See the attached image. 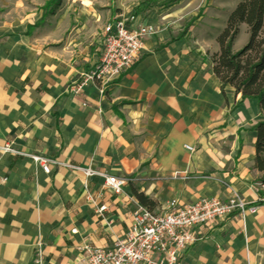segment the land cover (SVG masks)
Masks as SVG:
<instances>
[{
  "label": "crops",
  "instance_id": "1",
  "mask_svg": "<svg viewBox=\"0 0 264 264\" xmlns=\"http://www.w3.org/2000/svg\"><path fill=\"white\" fill-rule=\"evenodd\" d=\"M239 1L223 10L220 0H177L128 72L99 97L87 89L73 99L64 88L92 65L97 41L91 52L72 41L54 46L16 2L14 16L0 14V147L128 180L113 196L86 179V201L79 171L53 167L44 176L25 159L0 154V264H32L34 244L39 264H79V245L107 248L128 224V188L152 201V213L168 201L222 199L226 188L247 205L264 195L247 171L255 103L219 91L201 60L215 52L211 43ZM205 235L179 264H264V206Z\"/></svg>",
  "mask_w": 264,
  "mask_h": 264
},
{
  "label": "built area",
  "instance_id": "2",
  "mask_svg": "<svg viewBox=\"0 0 264 264\" xmlns=\"http://www.w3.org/2000/svg\"><path fill=\"white\" fill-rule=\"evenodd\" d=\"M95 47L96 56L86 71L75 75L69 81L64 94L70 98L79 97L81 91L92 90L96 96L102 95V89L114 83L119 76L128 72L134 65L144 38L154 35L152 26L141 25L129 17L125 22L114 19L103 25ZM83 105L80 103L79 107ZM189 152L188 148H182ZM0 154L25 159L46 176L49 168L58 167L69 171H79L82 182L81 193L85 194V181L90 177L100 180V189L113 196H120L122 188L128 183L125 178H115L89 169H77L59 164L51 158L35 154L15 152L9 144L0 147ZM222 199L197 197L190 202L164 203L159 213L146 211L128 201L131 210L128 213L127 226L118 237H114L107 248H90L79 245V264H179L187 249L201 242L205 234L227 219H241L251 216L254 206L242 202L238 195L226 188ZM95 213L102 209L98 207ZM69 233L72 234V231ZM39 244L32 249V264H39Z\"/></svg>",
  "mask_w": 264,
  "mask_h": 264
},
{
  "label": "trees",
  "instance_id": "3",
  "mask_svg": "<svg viewBox=\"0 0 264 264\" xmlns=\"http://www.w3.org/2000/svg\"><path fill=\"white\" fill-rule=\"evenodd\" d=\"M58 0H45L43 8H55ZM150 0H142L131 10L134 15L145 8ZM194 19H189L186 28ZM32 26L25 27V32ZM243 30L242 46L231 50L232 41L238 34L237 28ZM171 40H168L170 43ZM215 52L202 61L208 63L209 74L215 80L219 91L222 87L231 89L239 101L251 100L255 103L258 121L253 122L247 132L253 133L251 141V158L247 171L255 177L252 183L264 186V0H240L226 14L221 29L212 41ZM159 48H155L157 51ZM114 115L117 117L114 113ZM128 194L134 202L146 211L153 207L151 200L128 188ZM257 199L252 206H264V195L257 193Z\"/></svg>",
  "mask_w": 264,
  "mask_h": 264
},
{
  "label": "rangeland",
  "instance_id": "4",
  "mask_svg": "<svg viewBox=\"0 0 264 264\" xmlns=\"http://www.w3.org/2000/svg\"><path fill=\"white\" fill-rule=\"evenodd\" d=\"M10 1L12 3H10ZM18 4L17 13L34 14L36 19L31 22L40 32V37H50L55 46L64 42L77 43L76 48L83 47L86 52H91L93 43L99 37L100 29L106 23L114 19L126 21L127 18H135L136 23H147L152 26L153 31L161 23L168 12V8L176 4L177 0H150L148 5L132 15L131 10L142 0H58L55 8H43L40 10L45 0H0V14H10L14 16V2ZM235 0H220L222 9H229ZM24 5L22 6V4ZM199 10H191L190 13L198 14ZM162 14V15H161ZM180 21L175 35L180 34L179 30L185 26ZM238 34L232 41V50L242 46L244 41L243 30L237 28ZM213 46V43H211Z\"/></svg>",
  "mask_w": 264,
  "mask_h": 264
}]
</instances>
